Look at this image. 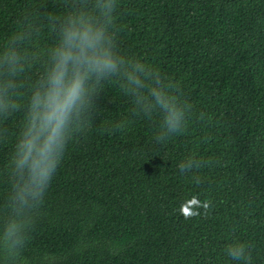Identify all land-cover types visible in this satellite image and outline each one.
Returning <instances> with one entry per match:
<instances>
[{"label":"trees","instance_id":"1","mask_svg":"<svg viewBox=\"0 0 264 264\" xmlns=\"http://www.w3.org/2000/svg\"><path fill=\"white\" fill-rule=\"evenodd\" d=\"M92 4L0 0V49L31 31L29 51L43 52L66 14ZM110 27L123 55L174 86L186 125L158 142L159 116L138 114L121 84L106 82L18 264H234L224 249L237 241L264 264V0H118ZM23 119H0V204ZM187 158L200 164L182 173ZM192 199L197 214L185 216Z\"/></svg>","mask_w":264,"mask_h":264},{"label":"clouds","instance_id":"2","mask_svg":"<svg viewBox=\"0 0 264 264\" xmlns=\"http://www.w3.org/2000/svg\"><path fill=\"white\" fill-rule=\"evenodd\" d=\"M117 7L118 0H93L91 10L84 5L70 11L55 27L56 43L43 52L29 51L31 31L16 33L0 49V119L24 111L0 204V264H18L54 174L73 137L89 127L93 100L106 82L118 81L138 114L159 116L158 142L186 125L189 106L173 94L174 86L153 67L119 51L110 27ZM41 57L39 76L26 80L25 72ZM199 164L187 158L178 167L183 173ZM193 206H200L196 199L181 211L196 215ZM224 254L234 264L252 262L247 245L238 241Z\"/></svg>","mask_w":264,"mask_h":264}]
</instances>
